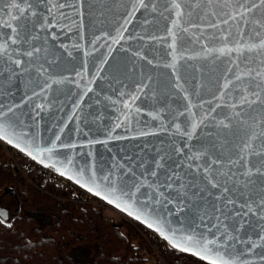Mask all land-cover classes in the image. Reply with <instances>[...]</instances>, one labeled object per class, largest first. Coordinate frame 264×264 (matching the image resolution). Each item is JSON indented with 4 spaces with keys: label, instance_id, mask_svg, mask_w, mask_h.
I'll return each instance as SVG.
<instances>
[{
    "label": "water",
    "instance_id": "water-1",
    "mask_svg": "<svg viewBox=\"0 0 264 264\" xmlns=\"http://www.w3.org/2000/svg\"><path fill=\"white\" fill-rule=\"evenodd\" d=\"M57 2L58 0H51L49 4L46 0L45 4L37 6L43 10L40 12L41 23L47 6ZM68 2L71 3V0ZM172 2L184 4L185 7L181 11L188 12L187 5L190 0H145L146 8L139 7V0H77L75 9L64 8L56 14L58 19L61 12L70 19H60L56 27L32 32L36 37L32 43L42 50L32 65L24 64L27 71L15 69L14 65L10 64L3 65V71L0 72V108L5 111L10 106L15 108L16 131L26 132V140H34L40 148L56 145L51 153L52 159H48V153L44 155L45 163L52 164L55 161L56 167L46 168H51L58 175L60 174L56 168L67 170V175H60L66 179L68 175L79 178L82 172L85 182H90L95 173L96 183L101 186V191H104L109 187V182L104 180L106 176L116 179L120 186L130 187L141 175L151 179L149 172L154 168L153 161L161 156L165 157L169 166L179 163L181 157L174 152L177 147L203 146L215 156L220 153L222 145L227 151L238 142L235 130L229 132L228 129L217 127L218 120L229 113L228 107L217 105H223L232 98L225 96L224 100L218 99L223 90L221 85L227 80H235V73L245 69L246 65L256 70H261L264 66L259 64L255 51L249 53L245 50L239 59L236 52L221 57H218V53H213L211 57L205 58L202 54V44L209 48L224 46L219 39L207 38L209 33L215 31L208 28L206 23V20L212 17L201 21L203 12L200 10L192 17L185 15L181 29L188 27L190 31H180V36L183 37V47L188 51L182 52L184 58L177 60L176 73L189 99L196 105L191 109L195 119L199 121L205 115L208 117L197 128L194 139L188 141L186 136L177 133L175 129V125L180 124L183 131L190 126L192 120L187 112L188 101L184 99L185 93L175 87L176 76L170 67L172 49L168 45L172 41L167 30L173 26L172 21L176 19L175 10L171 9ZM133 4L137 5L138 10L129 17ZM259 15L257 11L256 17L259 18ZM0 16H3V13H0ZM6 19L7 17L3 16V20ZM3 20H0V23H3ZM125 20L130 22L126 25L127 31L123 33L124 38L119 43L112 44L111 39H103L105 34L115 36L116 29L124 25ZM193 23L200 27L192 28ZM201 27L206 29L203 35ZM8 32L10 29L6 27L0 29V33ZM53 34L55 39L52 38ZM233 34L234 39H240L235 36V28ZM254 35L251 27L246 29L241 44ZM98 36L101 39L94 45L93 41ZM255 42L258 43L259 39ZM228 46L235 47V44L230 43ZM23 47L28 48V45ZM232 60H237L240 67L232 64ZM41 65L44 69L43 76L39 75ZM229 68L230 72L227 71ZM45 80L49 83L52 80L60 82L41 92L40 86ZM243 80L246 84L248 77L243 76ZM143 84H148V87L143 93H139V98L133 105V109L139 108L140 112L133 111L129 121L125 119L128 110L124 108V103L130 101L131 97L137 94V87ZM239 86L241 89L244 87L243 84ZM89 88L91 91H88ZM233 95L238 101L239 96L235 93ZM212 108H216V111L212 112ZM118 123L119 127L116 126ZM213 144L216 145L215 148ZM168 156H172V159H167ZM251 159L253 164L258 163L257 158ZM34 161L44 166L43 163ZM252 179L256 181L254 187L258 191L264 177L256 175ZM69 180L81 187L75 179ZM188 180L193 183V193L199 188H204L196 173L189 174ZM81 188L87 191L86 188ZM149 192L150 189L142 188L137 196L143 200ZM12 194L15 197V191ZM218 194L215 189H205L199 192V196L186 200L188 206L179 213L173 205H167V208L163 205L151 207L163 213L173 228L183 231L197 230L213 238L215 229L209 231V226L215 221L207 220L201 224L197 209L201 205L208 207L218 203L215 200ZM94 196L108 204L100 196ZM110 206L117 209L113 205ZM0 213H3L0 219L7 222L13 219L17 210L10 215L8 209L0 207ZM122 213L155 233L171 249L180 252L145 223L126 212ZM247 219L249 223L239 232L233 233L239 240H230L228 244L232 251L242 253L243 260L252 264H264L260 259L264 246L253 249L249 254L251 243H259V235H264L260 228L264 221L251 216ZM227 223L231 225L232 221ZM223 239L224 237H221V240ZM180 253L192 256L186 252ZM192 257L207 264L205 260Z\"/></svg>",
    "mask_w": 264,
    "mask_h": 264
},
{
    "label": "snow or ice",
    "instance_id": "snow-or-ice-1",
    "mask_svg": "<svg viewBox=\"0 0 264 264\" xmlns=\"http://www.w3.org/2000/svg\"><path fill=\"white\" fill-rule=\"evenodd\" d=\"M45 3L46 0H0V13L7 17L6 20H3V16H0V20H3V23H0V29L5 27L10 29L8 33H0V62H3L0 64V72L3 71L4 64L14 65L15 69L27 71L24 64L32 65L42 50L32 43V40L36 39L32 32L56 27L60 23V19H70L62 12L58 19L56 14L64 8L75 9L77 0H71V3L68 0H58L57 3L47 6V12L43 15L41 23L40 12L43 10L38 9L37 6ZM48 3L50 4L51 0H48ZM139 7H147L145 0H139ZM183 7L185 5L182 3H171V9L175 10L176 19L172 21L173 26L167 30L172 41L168 47L172 49L170 67L173 69V75L176 76L175 87L184 91V99L188 101L187 112L192 120L190 126L183 131L180 124H176L175 129L177 133L186 136L188 141H192L197 128L208 117L205 115L199 121L195 119L191 109L196 105L189 99L186 90L180 83V77L176 73L177 60L184 58L181 55L182 52L188 51L183 47V37L180 36V31L184 33L190 31L188 27L181 29L183 17L185 15L192 17L197 10L203 12V16L200 17L201 21H205L209 16L212 17V19L206 20V23L208 28L215 31L209 33L207 38L219 39L224 46L209 48L202 44V54L205 58L211 57L213 53H218V57H221L236 52L237 59H239L245 50L249 53L255 51L259 57V64L264 66V0H258V2L257 0H190L187 5L189 9L187 13L181 11ZM137 10V5L133 4L129 17ZM257 11L260 13L259 18L256 17ZM29 22H31V27H29ZM129 22L130 20H125L124 25L116 29L115 36L105 34L103 39H111L112 44L119 43L124 38L123 33L127 31L126 25ZM191 27L196 28L200 25L193 23ZM249 27H251V31L255 32V35L249 36L248 41L242 45L241 40L245 36V30ZM233 28H235V36L240 39H234ZM205 31L206 29L201 27V35ZM217 31L219 35H217ZM52 38H56L54 34ZM81 38H83V33H81ZM257 38L259 39L258 43L255 42ZM100 39L101 37H96L93 44L95 45ZM230 43H234L235 47H229ZM24 45H28V48H24ZM198 55L200 54L198 53ZM149 63L152 62L149 61ZM232 64L237 68L240 67L237 60H232ZM9 71H13V69H9ZM227 71L230 72L231 68ZM39 75H44L42 65ZM243 76L248 77L246 84ZM225 79L227 80V77ZM59 82L52 80L49 83L45 80L40 86V90L44 92L50 89L52 84ZM237 82L244 85L243 89ZM147 87L148 84L139 85L137 94H134L130 101L124 103V108L128 110L125 119L130 121L133 111L140 112L139 108L133 109V105L139 98V93H143ZM221 88L223 90L218 99L224 100L225 96L232 98L223 105H217V107L229 108V113L225 114L223 119L218 120L217 127L228 129L229 132L235 130V133L238 134V142L234 143L231 149L226 151L222 145L220 153L213 156L203 146L199 148L190 145L177 147L174 152L181 157L179 163L169 166L165 157L161 156L153 161L154 168L149 172L151 179L141 175L138 181L130 187L120 186L116 179L106 176L104 180L109 182V187L101 191V186L96 183L95 173H93L90 182L84 181L82 172L79 178L68 175V179H75L76 183L93 195L100 196L108 204L140 220L141 223H145L149 228L158 232L172 248L180 252L196 256L207 261V264H252V262L242 259L241 252L232 251L228 241L239 240V237L233 233L239 232L246 223H249L248 217H258L259 220L264 221V181L260 182L257 191L254 187L256 181L252 179L256 175L264 177V67L261 70H256L246 65L245 69L235 73V80H227L221 85ZM88 91H91V88ZM233 93L239 96L238 101ZM34 94L38 95L39 93ZM200 106L203 107L202 104ZM37 107H41V105H37ZM257 109L259 110L257 111ZM211 111L215 112L216 108H212ZM253 112L256 114L253 115ZM116 126L119 127L120 124L118 123ZM16 128L15 108L10 106L6 111L0 108V140L18 148L21 152L31 156L33 160L43 163L45 167H56L57 162L48 164L44 160L45 153L49 154L48 159H52L51 153L56 147L55 144L51 148H40L34 143V140L25 139L28 135L26 132H18ZM185 147L187 151H185ZM213 147L215 148L216 145L213 144ZM253 157L258 159L257 164L252 163L251 158ZM167 159H172V156H168ZM68 163L70 164L71 161ZM140 166L143 167V164ZM56 170L62 176L67 175V170L62 171L60 168H56ZM193 172L204 184V188H199L195 193L191 191L193 183L188 180V175ZM142 188L150 189L147 198L143 200L137 196ZM205 189H215L219 193L215 196L218 203L208 207L201 205L197 209L200 213L201 224L207 220L215 221L209 226V231L215 229V232L212 233L213 238L197 230L183 231L173 228L163 213H160L157 208L151 207L152 205H163L167 208V205H173L177 213L183 212L188 206L186 200L199 196V192ZM253 193H255V198H253ZM200 198L203 199V197ZM0 216H3V213H0ZM229 220L232 221L231 225L227 223ZM3 222L0 219V223ZM260 228L264 231V224H261ZM221 237L224 239L221 240ZM261 246H264V235H259V243H251L249 254L253 249ZM260 259L264 261V253H261Z\"/></svg>",
    "mask_w": 264,
    "mask_h": 264
},
{
    "label": "trees",
    "instance_id": "trees-1",
    "mask_svg": "<svg viewBox=\"0 0 264 264\" xmlns=\"http://www.w3.org/2000/svg\"><path fill=\"white\" fill-rule=\"evenodd\" d=\"M11 204L17 213L0 223V264H206L102 210L41 193L0 159V206Z\"/></svg>",
    "mask_w": 264,
    "mask_h": 264
},
{
    "label": "built area",
    "instance_id": "built-area-1",
    "mask_svg": "<svg viewBox=\"0 0 264 264\" xmlns=\"http://www.w3.org/2000/svg\"><path fill=\"white\" fill-rule=\"evenodd\" d=\"M0 159H4L11 166L13 172L24 179L29 185L53 199L81 206H91L127 223L139 224L69 179L56 174L51 168L39 165L32 158L18 149L9 146L2 140H0ZM138 228L141 229L144 237L156 236L155 233L142 225Z\"/></svg>",
    "mask_w": 264,
    "mask_h": 264
},
{
    "label": "rangeland",
    "instance_id": "rangeland-1",
    "mask_svg": "<svg viewBox=\"0 0 264 264\" xmlns=\"http://www.w3.org/2000/svg\"><path fill=\"white\" fill-rule=\"evenodd\" d=\"M1 207V206H0ZM2 207H7V205L5 206V205H3ZM14 205L13 204H11V211L12 212H14ZM105 213V212H104ZM13 214V213H12ZM105 214H107V215H110V216H112L111 214H109V213H105ZM113 218H115V219H118V218H116V217H114V216H112ZM118 220H122V219H118ZM122 221H124V220H122ZM124 222H126V221H124ZM127 223V222H126ZM131 227H133L134 229H137L138 228V226L136 225V224H134V223H128ZM137 232H138V234L143 238V239H145L146 241H148L147 240V236L146 237H144L143 236V234H142V232H141V229L140 228H138V230H137ZM150 238V237H149ZM150 242H151V244H150ZM150 242H149V244L152 246V247H154V243H153V241H151V239H150Z\"/></svg>",
    "mask_w": 264,
    "mask_h": 264
},
{
    "label": "flooded vegetation",
    "instance_id": "flooded-vegetation-1",
    "mask_svg": "<svg viewBox=\"0 0 264 264\" xmlns=\"http://www.w3.org/2000/svg\"><path fill=\"white\" fill-rule=\"evenodd\" d=\"M9 210V212H10V215L13 213L12 211H11V209H8Z\"/></svg>",
    "mask_w": 264,
    "mask_h": 264
}]
</instances>
